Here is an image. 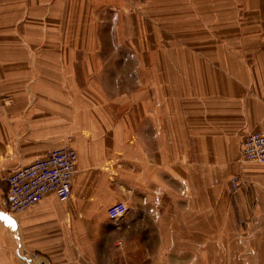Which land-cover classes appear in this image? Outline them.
I'll list each match as a JSON object with an SVG mask.
<instances>
[{
    "label": "crops",
    "instance_id": "obj_1",
    "mask_svg": "<svg viewBox=\"0 0 264 264\" xmlns=\"http://www.w3.org/2000/svg\"><path fill=\"white\" fill-rule=\"evenodd\" d=\"M125 3L0 0V264H264V165L240 158L264 132L258 5L172 0L148 45L110 35ZM66 141L70 198L11 212L2 177Z\"/></svg>",
    "mask_w": 264,
    "mask_h": 264
},
{
    "label": "built area",
    "instance_id": "obj_2",
    "mask_svg": "<svg viewBox=\"0 0 264 264\" xmlns=\"http://www.w3.org/2000/svg\"><path fill=\"white\" fill-rule=\"evenodd\" d=\"M240 158L243 162L264 165V132L251 133L243 139ZM76 165L77 154L69 141H66L45 157L10 171L2 177L6 184V200L10 211H25L49 194L55 195L60 202H66L71 196ZM240 184L238 178L231 179L229 191L235 193ZM124 212V205L116 204L108 208L107 215L113 219Z\"/></svg>",
    "mask_w": 264,
    "mask_h": 264
},
{
    "label": "rangeland",
    "instance_id": "obj_3",
    "mask_svg": "<svg viewBox=\"0 0 264 264\" xmlns=\"http://www.w3.org/2000/svg\"><path fill=\"white\" fill-rule=\"evenodd\" d=\"M128 3L127 11L110 12V35L112 34H146L150 40L151 37L154 36L155 33L166 32L163 30L164 24L169 21L176 13L177 10L171 6L172 0H122ZM238 1V0H237ZM121 3L120 1H117ZM117 2L115 3L117 5ZM244 3L249 2L254 5H258V8L253 10H242V18H245L246 21H251L253 24V33L259 36V39L264 37V0H243ZM120 6V5H119ZM130 14L129 21L131 24L129 26H120L116 25V22H122V19L127 17V14ZM127 13V14H126ZM185 14L183 15V17ZM125 21H127L125 19ZM163 24V25H162ZM169 32V31H167ZM142 42H139L137 38H134L129 44H131V49L138 50L140 44L146 43L144 38H141ZM112 43L110 42V45ZM150 41L148 42V45ZM238 178L240 181V177L238 175H232L227 182V192L229 194H233L229 191L230 181L233 178ZM241 182V181H240ZM240 188V187H239ZM238 192V190L236 191ZM9 207V206H8ZM7 209V207H5ZM10 210V209H9ZM7 258H10V251L7 250Z\"/></svg>",
    "mask_w": 264,
    "mask_h": 264
}]
</instances>
